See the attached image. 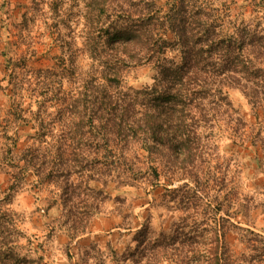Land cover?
<instances>
[{"label": "rangeland", "instance_id": "374dc122", "mask_svg": "<svg viewBox=\"0 0 264 264\" xmlns=\"http://www.w3.org/2000/svg\"><path fill=\"white\" fill-rule=\"evenodd\" d=\"M169 1L156 4L164 9ZM201 2L228 30L264 36V0ZM86 3L0 0V207L12 213L6 221L13 219L25 236L19 239L6 224L0 226V241L6 237L9 254L28 264H216L207 253L216 246V230L217 264H264V94L252 105L240 89L224 87L229 116L199 131L197 159L184 154L183 163L179 157V163L165 158L157 164L155 183L147 166L136 168L134 152L111 165L112 154L94 147V123L86 135L88 164L76 174L68 175V160L58 166L50 158L49 170L61 173L54 171L44 182L30 169L15 175L33 133V124L14 120L19 103L25 116L43 111L51 144L62 135L68 140L79 122L81 73L93 70L99 59L83 46V24L94 18ZM68 49L76 51L72 77ZM260 52L264 48L255 49V63L263 67ZM154 75L150 64L131 65L120 78L122 85L140 89ZM75 226L84 233L74 234ZM143 226L148 234L139 243L136 234ZM9 258L0 264H19Z\"/></svg>", "mask_w": 264, "mask_h": 264}, {"label": "trees", "instance_id": "16d2710c", "mask_svg": "<svg viewBox=\"0 0 264 264\" xmlns=\"http://www.w3.org/2000/svg\"><path fill=\"white\" fill-rule=\"evenodd\" d=\"M85 8L94 18L83 24L84 50L87 48L99 59L93 70L81 73L79 122L71 126L68 140L62 135L51 144L44 130L43 111L25 116L28 111L19 103L12 114L14 120L33 124V133L28 136L32 142L22 152L23 165L17 177L27 169L41 182L54 171L60 174V170H49L50 158L58 166L68 160V175L76 174V168L88 164L86 148L90 141L86 135L94 123V147L112 154L111 165L118 164L126 151L134 152V159L140 161L136 168L141 171L147 166L146 170L152 172L149 179L155 183L157 164L165 158L179 163V157L183 163L184 154L197 159L199 131L212 129L215 121L229 116L224 87L240 89L252 105L264 94V66L256 64L254 56L255 49L264 48V36L246 29L238 31L234 26L228 30L216 16L211 19L201 0H170L164 9L157 6L156 0H87ZM67 51L72 77L76 51ZM258 55L264 58L263 52ZM143 64L153 66V83L140 89L122 85V70ZM11 146L15 147V140ZM51 147L54 153L49 152ZM182 169L177 167V171ZM11 215L0 207V226L6 228L8 224L19 239L24 238L11 224L13 219L6 221ZM193 224L197 231L198 223ZM71 229L74 234L84 233L76 226ZM146 230L143 226L136 234L139 243L146 240ZM6 239L0 241V261L12 257L19 264H28L27 258L9 254ZM217 239L215 230L216 246L207 251L216 264L220 248Z\"/></svg>", "mask_w": 264, "mask_h": 264}]
</instances>
